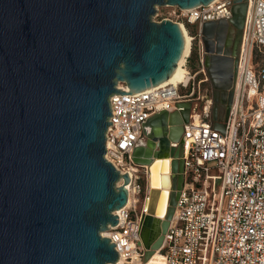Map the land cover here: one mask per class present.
<instances>
[{
	"label": "water",
	"instance_id": "1",
	"mask_svg": "<svg viewBox=\"0 0 264 264\" xmlns=\"http://www.w3.org/2000/svg\"><path fill=\"white\" fill-rule=\"evenodd\" d=\"M214 1L0 0V264L117 262L114 245L100 234L116 225L113 212L125 206L130 178L103 157L109 98L129 94L120 83L142 92L174 71L182 33L169 20L153 22L156 8ZM232 3L230 20L198 28L224 122L237 64L232 34L242 29L246 8L244 0ZM177 107L146 121V143L132 153L148 179L156 161L171 159L164 218L152 208L141 215L143 262L160 250L182 186L181 137L191 104Z\"/></svg>",
	"mask_w": 264,
	"mask_h": 264
},
{
	"label": "built area",
	"instance_id": "2",
	"mask_svg": "<svg viewBox=\"0 0 264 264\" xmlns=\"http://www.w3.org/2000/svg\"><path fill=\"white\" fill-rule=\"evenodd\" d=\"M232 2L215 0L189 10L166 6L179 21L171 22L197 29L193 36L187 32L185 81L135 93L120 83L117 88L129 94L109 98L103 157L121 175L135 166L132 153L146 143V121L161 111H180L179 103L191 104L181 137L183 181L158 251L160 264H264V0H244L233 99L226 122L219 123L224 131L215 128L211 118L195 114V95L208 80L198 28L207 21L230 20ZM138 180L134 173L125 186V206L113 212L116 225L108 226L105 237L100 234L114 245L115 264L144 263V211L136 210L143 187Z\"/></svg>",
	"mask_w": 264,
	"mask_h": 264
},
{
	"label": "bare ground",
	"instance_id": "3",
	"mask_svg": "<svg viewBox=\"0 0 264 264\" xmlns=\"http://www.w3.org/2000/svg\"><path fill=\"white\" fill-rule=\"evenodd\" d=\"M180 31L182 33L183 37V52L182 55L174 69V71L170 74V76L161 83L158 87L171 84L176 85L177 83H180L181 81H185L186 77V70L182 68L183 59L187 54L188 50V44H189V35L187 34L186 28L179 24ZM196 116L198 113H195ZM196 118V117H195ZM170 158H167L166 160H158L155 162V164L152 166V168L149 169V179L147 184V193L148 197L144 198L143 201V208L147 209H153L155 210L158 218L163 219L166 211L169 207V196H170V190H171V181H170ZM136 169L131 168L125 174L129 176V178L133 177ZM160 195V198L157 197V195ZM158 195V196H159ZM147 196V195H146ZM158 201V205H157ZM105 231L101 233L103 237H105ZM158 255V257H155ZM154 259V260H152ZM160 253L156 251L146 262L143 264H160ZM120 261H118V264Z\"/></svg>",
	"mask_w": 264,
	"mask_h": 264
},
{
	"label": "rangeland",
	"instance_id": "4",
	"mask_svg": "<svg viewBox=\"0 0 264 264\" xmlns=\"http://www.w3.org/2000/svg\"><path fill=\"white\" fill-rule=\"evenodd\" d=\"M173 8V7H172ZM172 9L170 8H166V7H158L155 10L154 15L151 17V20L153 22H161L163 19L168 18L169 21H173V22H178L179 21L175 18L170 16ZM187 32L193 36L196 32L197 29L195 26H187ZM241 31V30H240ZM191 68V65H190ZM200 77H198L199 79ZM188 92V90H180V93H186ZM195 104L197 105V109H196V113H198L199 115H201L202 118H207V119H212L213 121H215L216 123H220L221 119L223 118V112L222 110H220V108L213 102V98H212V91H211V87H210V83L209 81L204 82L200 85V90L198 92V95H195ZM211 102V103H209ZM209 107V108H208ZM204 110H208V114H204ZM222 112V115H221ZM220 116V117H219ZM223 121V120H222ZM133 168L136 169V173L135 175L139 178V183L140 185L143 187V192L141 194L140 197V201L139 204L136 208L137 212H141L143 209V201L144 198L148 197V193H147V180H148V173L146 170V167H139V166H133ZM147 195V196H146ZM155 257H158V255H156ZM154 260V259H152Z\"/></svg>",
	"mask_w": 264,
	"mask_h": 264
},
{
	"label": "flooded vegetation",
	"instance_id": "5",
	"mask_svg": "<svg viewBox=\"0 0 264 264\" xmlns=\"http://www.w3.org/2000/svg\"><path fill=\"white\" fill-rule=\"evenodd\" d=\"M232 36H233V38H232V51H233L234 57H235L237 54V51H238V46H239L240 37H241V31L234 28V32H233ZM236 68H237V64H236ZM235 73H236V69H235ZM207 81H209V80H207ZM211 91H212V98H213V102H214L215 106L217 105L220 108V110H222V112H223V104L220 102V100L215 99V97H214L215 91L212 90V88H211ZM222 112H221V115H222Z\"/></svg>",
	"mask_w": 264,
	"mask_h": 264
},
{
	"label": "trees",
	"instance_id": "6",
	"mask_svg": "<svg viewBox=\"0 0 264 264\" xmlns=\"http://www.w3.org/2000/svg\"><path fill=\"white\" fill-rule=\"evenodd\" d=\"M193 56H195L194 54H193ZM194 58V57H193Z\"/></svg>",
	"mask_w": 264,
	"mask_h": 264
}]
</instances>
